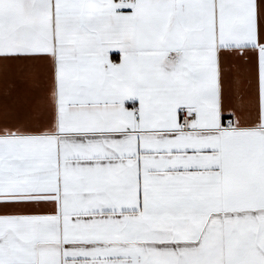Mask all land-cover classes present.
Returning <instances> with one entry per match:
<instances>
[{
  "label": "snow or ice",
  "instance_id": "1",
  "mask_svg": "<svg viewBox=\"0 0 264 264\" xmlns=\"http://www.w3.org/2000/svg\"><path fill=\"white\" fill-rule=\"evenodd\" d=\"M0 264H264V0H0Z\"/></svg>",
  "mask_w": 264,
  "mask_h": 264
}]
</instances>
